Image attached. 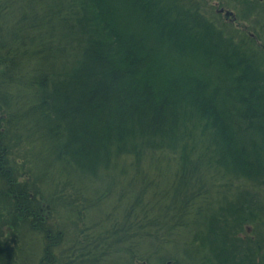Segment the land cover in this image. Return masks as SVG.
Wrapping results in <instances>:
<instances>
[{"label": "trees", "instance_id": "obj_1", "mask_svg": "<svg viewBox=\"0 0 264 264\" xmlns=\"http://www.w3.org/2000/svg\"><path fill=\"white\" fill-rule=\"evenodd\" d=\"M201 7L0 0V264H264V30Z\"/></svg>", "mask_w": 264, "mask_h": 264}, {"label": "rangeland", "instance_id": "obj_2", "mask_svg": "<svg viewBox=\"0 0 264 264\" xmlns=\"http://www.w3.org/2000/svg\"><path fill=\"white\" fill-rule=\"evenodd\" d=\"M202 1V7H201V13L203 17L207 18L209 16V19L216 21L217 23H228L229 26H231L230 29L236 30L239 28H244L246 31V34H249L251 36L257 35L255 32L262 28L264 30V25H259V27L256 26L254 23V20L256 19L257 15L259 14L256 7L251 8L250 4L252 2L255 3L256 0H201ZM248 1V2H247ZM264 1V0H259ZM226 7L228 9H231L234 11L237 21L239 20L241 24H243L244 27H240L238 25V22H232L225 19V16L223 13L219 12L218 9ZM247 9V10H246ZM249 9V10H248ZM220 25V24H219ZM227 25V24H226ZM227 25V27H228ZM247 27V29H246ZM256 30V31H255ZM258 33V31H257ZM261 36L264 37V31L259 33ZM259 36V35H258ZM239 181V180H238ZM237 185L240 184V182L236 183ZM250 187V186H249ZM248 226H250L248 224ZM247 228V227H246Z\"/></svg>", "mask_w": 264, "mask_h": 264}, {"label": "flooded vegetation", "instance_id": "obj_3", "mask_svg": "<svg viewBox=\"0 0 264 264\" xmlns=\"http://www.w3.org/2000/svg\"><path fill=\"white\" fill-rule=\"evenodd\" d=\"M218 11L219 12H221V13H223V15L225 16V19L226 20H228V21H236V22H238V25L240 26V27H244L243 26V24H241V22L238 20L237 21V19H236V16H235V13H234V11L233 10H231V9H228V8H226V7H222V8H219L218 9ZM228 11H230V12H232V13H230V14H227V12ZM246 29H247V27H246ZM247 232L249 233V237H255V236H253V235H251V233L253 232V228H252V226H247ZM243 236H245V237H248V236H246V235H244L243 234Z\"/></svg>", "mask_w": 264, "mask_h": 264}, {"label": "water", "instance_id": "obj_4", "mask_svg": "<svg viewBox=\"0 0 264 264\" xmlns=\"http://www.w3.org/2000/svg\"><path fill=\"white\" fill-rule=\"evenodd\" d=\"M230 13H232V12H230V11L227 12V14H230Z\"/></svg>", "mask_w": 264, "mask_h": 264}]
</instances>
